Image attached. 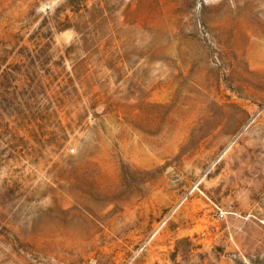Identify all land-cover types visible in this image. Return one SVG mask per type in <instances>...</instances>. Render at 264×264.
<instances>
[{"label": "rangeland", "instance_id": "rangeland-1", "mask_svg": "<svg viewBox=\"0 0 264 264\" xmlns=\"http://www.w3.org/2000/svg\"><path fill=\"white\" fill-rule=\"evenodd\" d=\"M83 4L0 0V264H264V0Z\"/></svg>", "mask_w": 264, "mask_h": 264}, {"label": "trees", "instance_id": "trees-1", "mask_svg": "<svg viewBox=\"0 0 264 264\" xmlns=\"http://www.w3.org/2000/svg\"><path fill=\"white\" fill-rule=\"evenodd\" d=\"M87 1L88 0H68V4L71 7V10L74 12V14H76V13H79V9H80V6H81L80 4H82V3H84L83 4L84 10H87L86 9V2Z\"/></svg>", "mask_w": 264, "mask_h": 264}, {"label": "built area", "instance_id": "built-area-1", "mask_svg": "<svg viewBox=\"0 0 264 264\" xmlns=\"http://www.w3.org/2000/svg\"><path fill=\"white\" fill-rule=\"evenodd\" d=\"M220 215H222V212H220Z\"/></svg>", "mask_w": 264, "mask_h": 264}]
</instances>
